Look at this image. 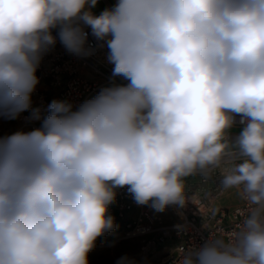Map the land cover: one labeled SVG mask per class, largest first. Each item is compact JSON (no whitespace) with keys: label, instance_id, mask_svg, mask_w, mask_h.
Here are the masks:
<instances>
[{"label":"clouds","instance_id":"clouds-1","mask_svg":"<svg viewBox=\"0 0 264 264\" xmlns=\"http://www.w3.org/2000/svg\"><path fill=\"white\" fill-rule=\"evenodd\" d=\"M98 3L0 0V117L32 109L57 37L87 57L90 29L113 65L91 99L53 100L39 128L0 137V264H89L117 189L182 209L187 178L215 169L240 190L243 223L180 264H264V0Z\"/></svg>","mask_w":264,"mask_h":264},{"label":"built area","instance_id":"built-area-1","mask_svg":"<svg viewBox=\"0 0 264 264\" xmlns=\"http://www.w3.org/2000/svg\"><path fill=\"white\" fill-rule=\"evenodd\" d=\"M112 1L116 3V0H101L103 9L99 13L92 11L99 15L105 8L112 7ZM98 6L99 3L95 8ZM87 31L94 54L74 55L57 37V43L43 56L37 69L39 84L32 94V109L19 113L14 128L9 127L7 118L0 117V137L39 128L53 100H67L78 106L112 82L113 65L107 61V47H99L103 42L96 41L90 29ZM53 35H57L56 30ZM115 82L128 83L120 77L115 78ZM35 110H39L38 113ZM236 119V129H240L239 116ZM208 182V177L203 176L200 183ZM224 190L219 186L210 193L195 189L187 194L186 207L170 205L167 216L165 211L157 212L148 205L137 204L126 187L117 189L115 203L109 208L116 227L108 232V237L97 239L92 251L98 254L89 258V264H116L124 256L129 258L130 264H180L184 251L206 240L222 238L227 241L242 225L247 205L240 195L241 202L236 207H217ZM103 252L110 253L105 262L101 258Z\"/></svg>","mask_w":264,"mask_h":264},{"label":"rangeland","instance_id":"rangeland-1","mask_svg":"<svg viewBox=\"0 0 264 264\" xmlns=\"http://www.w3.org/2000/svg\"><path fill=\"white\" fill-rule=\"evenodd\" d=\"M111 1V0H110ZM114 5V2L112 1V6ZM103 9V3L101 0H99V6L97 8H94V12L99 13ZM239 129H236L238 131ZM235 134V130L233 132ZM201 175H195L192 177L187 178L186 180V193L189 194L193 190H198V192L202 191L204 193H210L213 191L214 188L217 186L224 188L222 184L220 183L222 179V169H215L212 173H209L208 177V183L202 184L200 183L202 180ZM195 188V189H194ZM241 192L237 188H231V189H225L224 193L218 198L217 207H226V208H234L237 205L240 204ZM165 213L167 216H169V209L168 207L165 210Z\"/></svg>","mask_w":264,"mask_h":264},{"label":"crops","instance_id":"crops-1","mask_svg":"<svg viewBox=\"0 0 264 264\" xmlns=\"http://www.w3.org/2000/svg\"><path fill=\"white\" fill-rule=\"evenodd\" d=\"M8 125H9V127L14 128L15 125H16V118L15 119H8ZM108 236H109V233H106L102 237L104 238V237H108ZM96 254H98V253H96L95 251H91L89 253V255H88V259L91 258V257H93V256H95ZM109 256H110V253L109 252H103V253H101L102 261L103 262L107 261L108 258H109Z\"/></svg>","mask_w":264,"mask_h":264}]
</instances>
